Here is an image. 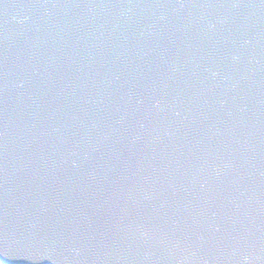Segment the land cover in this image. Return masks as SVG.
<instances>
[{
	"label": "water",
	"instance_id": "1",
	"mask_svg": "<svg viewBox=\"0 0 264 264\" xmlns=\"http://www.w3.org/2000/svg\"><path fill=\"white\" fill-rule=\"evenodd\" d=\"M0 264H264V0H0Z\"/></svg>",
	"mask_w": 264,
	"mask_h": 264
}]
</instances>
